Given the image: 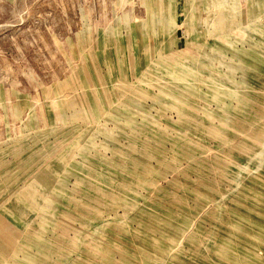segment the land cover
<instances>
[{
  "label": "rangeland",
  "instance_id": "obj_1",
  "mask_svg": "<svg viewBox=\"0 0 264 264\" xmlns=\"http://www.w3.org/2000/svg\"><path fill=\"white\" fill-rule=\"evenodd\" d=\"M0 264H264V0H0Z\"/></svg>",
  "mask_w": 264,
  "mask_h": 264
}]
</instances>
